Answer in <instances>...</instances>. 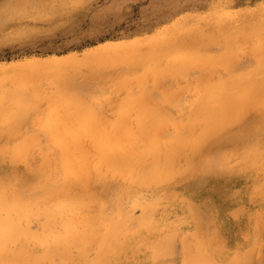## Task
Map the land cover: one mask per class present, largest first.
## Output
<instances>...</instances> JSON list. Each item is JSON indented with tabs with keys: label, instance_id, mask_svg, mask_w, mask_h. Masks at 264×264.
Here are the masks:
<instances>
[{
	"label": "rangeland",
	"instance_id": "rangeland-1",
	"mask_svg": "<svg viewBox=\"0 0 264 264\" xmlns=\"http://www.w3.org/2000/svg\"><path fill=\"white\" fill-rule=\"evenodd\" d=\"M261 18L264 19V0H0V66H30L55 57L69 59L67 66L76 69L73 71L76 83L88 100L97 105L103 120L115 122L118 119V103L127 98L129 92L147 90L154 99L161 100L168 114L185 122L200 92L199 78L205 76L208 83L213 85L227 79L233 71V80L247 87L245 83L248 80L244 78L250 72L264 75V68L258 69L260 58H264V36L251 35L247 38L237 27L243 21L254 22ZM206 29H211L207 35L212 37L202 39L197 31L204 35ZM175 30L188 32L192 46L185 52L188 57L176 62V69L173 65L166 67L167 58H172L175 48L181 47L179 39L174 41V36L168 38ZM204 39L210 40V43L207 45L208 42H205L206 46L201 47L200 42ZM159 40L167 43V46L160 44L155 52L163 56L162 64L167 69L160 73L140 75L131 84L121 80L131 67L130 61L122 58L121 50ZM95 51L100 56L91 58V52ZM169 51L172 53L167 56ZM226 51L230 52L228 62L232 64L228 63L229 66L223 59H213L217 54H228ZM196 54L200 57L197 56L199 61H193V58L197 59ZM81 56L82 60L77 59ZM230 66L234 67L230 69ZM186 69L189 74H185ZM179 70L186 72L181 75ZM38 87L49 91L53 90L54 85L45 77L38 82ZM167 90L173 93L175 99L165 97ZM244 92L250 90L245 89ZM28 107V115L21 120L22 123L19 122L22 127L18 126L19 130L11 133L5 145L13 147L27 135L33 134L42 142L37 144L39 147H31L25 163H14L12 158L0 163V191L17 190L24 201L42 209L50 205L47 188L62 187L69 177L61 166L59 147L49 132L48 98L42 95ZM248 108L246 117L236 120L232 127V124L226 125L228 129L223 130L224 133L217 132L210 137L213 140L208 138L205 141L210 147L204 148L203 142L185 150L186 154L195 157L186 171L188 173L178 175L175 184L172 180L155 186L156 189L152 191L137 192L121 188L112 179L102 180L99 172H92L91 185L98 199L87 205V221L96 224L98 232L104 234L109 232L111 221L119 223V232L107 244H117L119 240L122 243L123 235L130 237V240L141 238L146 244L157 229L171 226L175 244L172 243L170 247L171 254H174L167 256L171 259L170 264L184 263V236L189 237L187 239L190 241L198 238L192 229L200 234V239L208 248L211 246L210 250L230 263L242 261L235 255L248 252V259L244 257L246 261H242L244 264H264V105L248 103ZM224 124L220 126L221 129H224ZM173 130L174 127H169L164 131V137L172 135ZM45 156L51 161V166L47 168L43 163ZM191 171L195 174L187 175ZM182 200L186 202L185 205ZM158 206L169 207L167 212L156 217L152 226L142 224L141 220L151 218ZM170 210L176 215H172ZM126 211L132 213L129 218L125 216ZM181 218L186 221L185 224L187 220L189 223L182 224L184 221L181 222ZM47 219L44 213L34 214L28 226L33 232H42ZM54 226L58 231H63L64 223L58 220ZM161 230V234H165L164 229ZM174 245L175 248L172 247ZM75 253V260L71 264H128L129 259V264H158L152 263L145 254L135 260L132 257L124 261L125 258L116 260L109 249L96 254L94 248L88 249L85 254ZM57 263L67 264L61 258ZM38 264H53V261L40 257ZM166 264H169L168 261Z\"/></svg>",
	"mask_w": 264,
	"mask_h": 264
},
{
	"label": "bare ground",
	"instance_id": "bare-ground-1",
	"mask_svg": "<svg viewBox=\"0 0 264 264\" xmlns=\"http://www.w3.org/2000/svg\"><path fill=\"white\" fill-rule=\"evenodd\" d=\"M249 21H243L244 23H240L237 26L240 29L239 32H242L247 38L251 35L264 36V19L261 18L254 22ZM210 30L208 29L204 35L199 34V31H197V34L202 39L210 37L211 35H207ZM188 34L186 31L179 32L175 30L173 35L168 37L174 36V41L179 39L181 47L175 48L172 58H167L166 67L168 65L170 68L173 65L174 69H176V62L188 57L185 52L192 47L189 41L191 36ZM206 40L204 39L200 42L201 47L206 46L205 42H208L207 45L210 43V40ZM159 45L167 46V43L165 44L159 40L124 48L123 50L120 49L122 58L129 60L131 65L126 74L124 73L121 77V80L131 84L140 75L144 76L148 72L160 73L166 70L167 68L162 64L163 56L159 52H155ZM99 52H91L90 57L100 56ZM168 53L167 56L172 51ZM197 56L199 57L198 54L195 57ZM198 57L197 59L193 58V61L198 60ZM216 57L223 59L228 65L230 52L226 55L217 54L213 59H216ZM77 59L82 60L83 57L81 56ZM68 60L55 57L30 66H0V163L5 162L8 158H12L14 163H25L29 158L28 152L31 147L33 145H35V148L39 147L37 144L42 142V139L39 141L36 134L27 135L21 143L13 147L5 145V141L9 139L12 132L22 127L20 123L28 115L29 104L36 102L43 95L49 100V132L59 147L61 166L67 177H69L65 180L62 187L57 189L47 188L50 205L42 209L24 201L18 196L17 190L0 191V264H38L40 257L52 260L53 264H58V258H61L67 264H71L75 260L76 251L85 254L91 248H94L95 254L96 252L103 253L107 249L112 250L116 260L125 258L123 259L124 261L128 260V257H132L135 260L145 254L149 256V260L152 263L166 264L168 261L170 264L169 261L171 259L167 256L174 254H171L170 249L172 243H174V240L172 241L174 230L171 229V226H168V228L161 227L165 231H163L165 233L163 235L161 234V228L157 229L156 233L154 231L153 233L155 234L153 237L150 235L152 238L146 244L143 240H140V237L139 240H130L131 238L127 235H123L125 237L122 243L119 240L120 236L119 238L117 237L119 243L111 242V244H107L110 238L119 232V223L116 220L111 221L109 232L104 234L103 232H98L99 228L96 224L92 223V225L87 221L85 209L88 204L98 199L93 193L91 185L92 172H99L100 176H103L101 177L102 180L106 178L112 179L117 181L121 188L137 192L152 191L154 188L156 189L155 186L167 184L168 181L171 182L172 180V183L175 184V178L191 167L195 157L185 153L189 146L194 147L202 144L217 132L225 131L226 125L232 124V127L236 120L246 117L248 103L249 105L256 103L264 105V77L261 78L263 73L260 74L253 71L249 73L247 78L245 76L244 80H248L245 83V85H248L247 87L233 80V71L230 72L227 79H222L213 85L208 83L205 76L199 78L201 83V86H199L200 92L195 101H193L194 106H192L189 118L185 122L175 119L174 115L168 114L166 109L162 107L161 100L154 99L147 90L129 92L128 97L118 103L120 108L118 119L115 122H108L106 119H102L103 116L100 115L101 112H99L97 105L95 106L88 100L86 94L84 95V92L76 83L75 73L73 74L76 69L73 70L74 68L67 66L69 65ZM232 62L234 63V61ZM262 68H264V58H260V67L258 69ZM188 69H186L188 73L184 71L185 69L179 70L180 72L178 73H181V75L184 72L189 74ZM45 77H48L50 83L54 85L53 90L43 91L38 87V82ZM250 84L251 86H249ZM245 89H249L250 92H244ZM169 96L175 99L173 93H165V97ZM250 108L249 106L248 109ZM222 124H224V127L222 126L224 129L220 128ZM169 127H174L175 130H173L172 135L164 137L163 133ZM219 128L220 130H218ZM224 131L221 133H224ZM217 136L219 135L217 134ZM209 140H213V137ZM206 142L204 148L210 147L209 143ZM202 147L201 149H203ZM43 163H45L44 167L46 168L51 166V161L46 156ZM190 173L192 174L193 172L191 171L187 175H190ZM156 201L158 202V200ZM181 202L184 201L182 200ZM167 207L159 208L158 206V208L154 209L151 218L147 217L141 220L142 224L152 226L151 224L155 222L156 217L167 212ZM177 207L179 208V206ZM173 210L176 212L177 208ZM170 211L172 215H176L172 213V210ZM39 213H44L48 219L42 232H33L30 230L28 222L32 215ZM131 215L132 213L126 211L125 216L127 218ZM190 215L187 217L188 219ZM182 218L180 221L185 219V217ZM195 218L194 216L193 220ZM58 220L64 223L63 231H58L56 226H54ZM185 222H182V224H185ZM86 223L92 226H88ZM187 223H189L188 220ZM230 224L232 225V223ZM192 230L198 238L190 241L187 239L189 237L186 238V235L184 236L182 245L184 251L183 264H244L243 262L249 257L248 252L243 253V255L236 254L235 258L243 259V262L237 260L230 263L218 256V253L215 254V252L210 250L211 246L208 248L206 243L200 239V234L194 229ZM172 247L175 248V245ZM174 248L173 252L175 251ZM220 254L225 253L221 252ZM244 257H246L245 261ZM97 258L99 259V257ZM129 261L131 262V259Z\"/></svg>",
	"mask_w": 264,
	"mask_h": 264
}]
</instances>
